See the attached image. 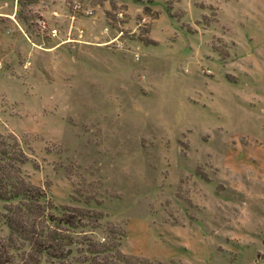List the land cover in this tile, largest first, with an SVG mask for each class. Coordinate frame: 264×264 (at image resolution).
<instances>
[{
    "label": "rangeland",
    "instance_id": "rangeland-1",
    "mask_svg": "<svg viewBox=\"0 0 264 264\" xmlns=\"http://www.w3.org/2000/svg\"><path fill=\"white\" fill-rule=\"evenodd\" d=\"M0 58V142L86 216L43 264H264V0H0Z\"/></svg>",
    "mask_w": 264,
    "mask_h": 264
},
{
    "label": "trees",
    "instance_id": "trees-1",
    "mask_svg": "<svg viewBox=\"0 0 264 264\" xmlns=\"http://www.w3.org/2000/svg\"><path fill=\"white\" fill-rule=\"evenodd\" d=\"M26 162L27 157L14 137L1 139L0 202L5 204V212H0V232L5 227L8 234L0 235V264H15L12 253L15 250L21 252L23 264H43V256L66 260L71 239L68 234L78 228L86 216L81 211H74L75 217L52 216L50 213L55 208L46 200V193L26 180L22 173ZM87 246L92 254L113 252L118 247L103 243ZM117 256L122 264H150L145 259L120 252ZM262 259L264 262V255Z\"/></svg>",
    "mask_w": 264,
    "mask_h": 264
},
{
    "label": "built area",
    "instance_id": "built-area-1",
    "mask_svg": "<svg viewBox=\"0 0 264 264\" xmlns=\"http://www.w3.org/2000/svg\"><path fill=\"white\" fill-rule=\"evenodd\" d=\"M88 15H92L93 14V12L92 11H87L86 12ZM119 15H121V14H119ZM57 30L56 29H53L52 30V34H53V36H56L57 35ZM29 66V63L27 62V66L26 67H28ZM5 68V64H4V61L0 58V71H2L3 69Z\"/></svg>",
    "mask_w": 264,
    "mask_h": 264
}]
</instances>
